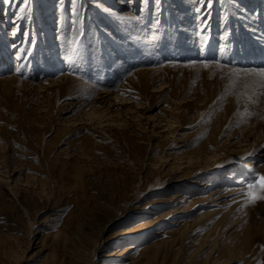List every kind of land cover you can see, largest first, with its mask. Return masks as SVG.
Wrapping results in <instances>:
<instances>
[{
  "label": "rangeland",
  "instance_id": "374dc122",
  "mask_svg": "<svg viewBox=\"0 0 264 264\" xmlns=\"http://www.w3.org/2000/svg\"><path fill=\"white\" fill-rule=\"evenodd\" d=\"M261 70L264 0H0V264H264Z\"/></svg>",
  "mask_w": 264,
  "mask_h": 264
},
{
  "label": "snow or ice",
  "instance_id": "6c2138e0",
  "mask_svg": "<svg viewBox=\"0 0 264 264\" xmlns=\"http://www.w3.org/2000/svg\"><path fill=\"white\" fill-rule=\"evenodd\" d=\"M7 3L11 4L13 3V0H6ZM15 2L19 5L21 2L27 6L29 4V0H15ZM98 2V0H97ZM149 0H145V3H148ZM152 3L154 4H158L159 0H151ZM198 3H200L202 5V7L204 8H208L210 9L213 3V0H197ZM26 8L25 7H20L19 8V12L21 14L25 13ZM105 12H108V9H104ZM142 11V10H141ZM195 11L197 13L201 12V8H196ZM110 15H115L114 13H110ZM22 18L21 16H18L17 19ZM120 19L128 22V21H135L136 24H139L143 17L141 15H134V16H124V17H120ZM203 22V21H202ZM13 35H15V32L13 33ZM207 66V65H205ZM245 76H258L260 77V80L257 82L259 84L260 87H264V70H261L259 72H250V73H245ZM246 87L248 86L247 84L245 85ZM254 187L253 183H248L247 184V188L248 189H252ZM240 195H244L246 196V203H255L256 200H264V192H262L259 195L253 196L251 192H243V190L241 191Z\"/></svg>",
  "mask_w": 264,
  "mask_h": 264
},
{
  "label": "bare ground",
  "instance_id": "6f19581e",
  "mask_svg": "<svg viewBox=\"0 0 264 264\" xmlns=\"http://www.w3.org/2000/svg\"><path fill=\"white\" fill-rule=\"evenodd\" d=\"M50 6V5H49ZM230 12H231V9H230ZM217 195L215 194V199H214V201H216V200H219L220 199V197L219 196H217ZM129 230H119L118 232H116L115 233V235L113 236V238H111V240L110 241H112L111 243H113V242H115L116 241V239H119L120 237H125V236H127V235H129ZM118 237V238H117ZM128 237V236H127ZM136 249V247H134L133 245H130V246H127L124 250H122V252H121V254L120 255H126L127 253H129V252H131V251H133V250H135ZM130 256H132V255H130ZM128 259V258H127ZM116 264H118V263H116Z\"/></svg>",
  "mask_w": 264,
  "mask_h": 264
}]
</instances>
